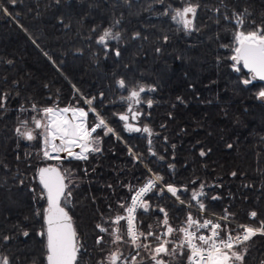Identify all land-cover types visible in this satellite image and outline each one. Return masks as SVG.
Here are the masks:
<instances>
[{"label": "trees", "instance_id": "16d2710c", "mask_svg": "<svg viewBox=\"0 0 264 264\" xmlns=\"http://www.w3.org/2000/svg\"><path fill=\"white\" fill-rule=\"evenodd\" d=\"M183 2L0 0L9 13H0V96L7 94L0 107V259L46 264L45 241L37 235L43 221L35 212L46 206L39 199L43 189L38 169L47 166L66 175L71 197L63 205L83 245L78 264H98L114 250L108 243L111 237L96 226L110 227L105 224L109 216L123 212L120 203H130L129 185L138 189L151 176L149 169L163 177V184L189 189L180 195L192 204L191 191L203 185L201 199L210 213L222 216L227 209L235 214L234 221L256 224L248 218L256 210L257 220H264V101L258 96L264 81L244 85L251 74L242 65L235 71L228 58L232 52L222 47L232 41V12L247 9L251 15L245 27H254L249 21H264V0H193L201 7L194 21L198 30L192 32L171 19L172 9ZM108 28L120 38L105 48L96 41ZM120 79L129 88H155L133 105L141 113L139 126L149 127L151 136L127 131L118 119L128 107L121 100L128 92L119 88ZM93 97L91 107L116 134L98 129L99 151L86 153L87 159L69 158L56 165L43 159L42 137L29 141L16 133L17 128H35L32 105L88 111L85 100ZM147 99L153 102L150 108ZM86 120L91 127L95 114L89 112ZM146 200L150 211L139 213L144 231L149 224L155 229L157 217H162L152 208L164 207L174 227L188 212L170 193L160 194L159 187ZM5 236L10 239L5 241ZM98 236L105 243L97 245ZM247 246L245 264L264 262V236ZM119 247L124 255L132 250L126 244ZM141 256L144 264H152L145 253ZM164 258L186 264L180 257Z\"/></svg>", "mask_w": 264, "mask_h": 264}, {"label": "snow or ice", "instance_id": "6c2138e0", "mask_svg": "<svg viewBox=\"0 0 264 264\" xmlns=\"http://www.w3.org/2000/svg\"><path fill=\"white\" fill-rule=\"evenodd\" d=\"M10 2L15 4L16 0H10ZM158 2L163 3V0H158ZM200 7L198 2L184 0L182 7L172 9L171 19L181 25L185 32L196 31L198 29L194 21ZM0 11L9 14L6 8H0ZM215 11L219 12L220 10L217 8ZM163 15H169V12L165 11ZM250 15L251 13L247 9L232 12L231 21L235 24L232 41L228 45H222L232 52L228 58L233 61L235 71L240 70L236 65L242 64L252 74L249 79L243 80L244 85H248L256 79L264 81V21L257 24L255 20H251L249 24L255 26L245 27V22ZM224 19L229 20L230 17L225 15ZM116 23L118 24L119 21ZM139 36L140 34L136 33L134 38ZM119 38V32L114 34L112 29L108 28L103 30L96 42L107 48L108 41ZM165 39L167 38L165 37ZM115 55H120L119 49L115 50ZM9 63L11 62L9 61ZM117 83L119 88L128 92L127 96L121 97V100L128 104L127 113L117 114L118 119L124 122V128L127 131L143 132L151 136L152 130L149 127L140 128L129 123V114H131V120H136L141 113L135 110L133 105L143 102L142 93L155 91V88L146 89L144 86L129 88L123 79L118 80ZM6 95L0 96V107H3ZM258 96L264 98V90H261ZM94 99L95 97L85 100V103L90 106L88 111L74 106L63 108L49 106L37 109L36 105H32V111L37 113L31 117L35 128L23 132L17 128L16 133L29 141L37 139L38 136L42 137L41 151L44 160L59 161L61 160L59 153H66L65 158L87 159L86 153L99 151V148L95 147L99 140L98 129H103L104 135L116 134L106 119L91 107ZM146 102L149 108L152 107L151 99H147ZM89 112H93L96 118V122L91 127L87 125L86 120ZM21 123L26 126L28 122L22 121ZM36 130L40 131L36 132ZM149 145H151V140H149ZM76 148L80 149L78 153L74 151ZM149 151L151 152V147ZM151 154L156 155L155 152H151ZM200 155L203 156L205 153L201 151ZM149 171L151 170L149 169ZM232 175L236 174L232 173ZM38 176L39 184L43 189L39 199L45 200L46 206L38 209L35 215L43 221V228L37 235L45 241L46 264H78L83 245L79 241L69 211L62 205V200L66 205L71 197V191L65 183L66 175L58 167L47 166L38 169ZM162 181V176L153 174L146 178L138 189L129 185L133 194L130 196V203L119 204V209H122L123 212L118 211L114 216H109L105 224H110V227L97 224L99 232L110 236L111 239L108 243L115 246L113 251L98 261V264H144L141 252L146 254L152 264H171V261L164 257H171L173 260L180 257L186 261V264H245V257L249 250L247 242L257 235L264 236V220H257L258 212L251 210L248 213L249 220L256 221V224L233 223L235 214L228 212L227 209L222 216L209 218L203 215L207 211L205 203L201 199L205 195L203 185H200L199 191H191L190 200L195 202L192 204L188 200L182 199L180 195V193L188 192L189 189L178 188L172 184H162ZM158 186L160 194H163L166 189L189 211L180 226L174 227L170 223L169 213L164 207L152 208V211H158L162 217H157L155 229L153 225L149 224L147 231H144L139 227L141 222L137 220V210L142 209L144 213L150 211L151 206L144 198L150 192L157 190ZM212 198L217 199V197ZM193 207L201 215H194L191 210ZM122 221L126 222V228L123 230L121 228ZM174 234L179 238H173ZM23 235L27 237L28 231H24ZM9 239L10 237H4L5 241ZM95 242L97 245L105 243L104 236H98ZM121 244L129 245L132 248L128 257H125L121 251L119 247ZM137 257L141 258L137 260ZM0 264H11V261L9 257L4 256L0 259Z\"/></svg>", "mask_w": 264, "mask_h": 264}, {"label": "built area", "instance_id": "2783aa9c", "mask_svg": "<svg viewBox=\"0 0 264 264\" xmlns=\"http://www.w3.org/2000/svg\"><path fill=\"white\" fill-rule=\"evenodd\" d=\"M149 173H150V175L152 176L153 175V173L151 172V171H149ZM162 183V182H161ZM163 184V183H162ZM159 187V186H158ZM165 191H166V189H164ZM167 192V191H166ZM152 192H150L147 196H145V200H146V198L151 194ZM183 206H185L184 204H182ZM186 207V206H185ZM186 209L189 211V209L186 207ZM140 210L141 209H138L137 210V220L139 221V213H140ZM192 212H193V214L194 215H201L200 213H198L197 212V209L195 208V207H193L192 209ZM188 213V212H187ZM203 215H205L206 217H209V218H214V217H219V216H221V215H216V214H213V213H210V212H208V211H206V213H204ZM221 223H224V221H221ZM233 223H236V221H233ZM139 227H140V224H139ZM121 228L122 229H125L126 228V222H121ZM203 231V230H202ZM256 237V236H255ZM255 237H253L252 238V240L255 238ZM179 238V237H178ZM177 238V239H178ZM252 240H250V241H252ZM250 241H248V242H250ZM247 242V243H248ZM132 252V250L129 252V253H127V254H125L124 256L125 257H128L129 256V254ZM134 254V253H133Z\"/></svg>", "mask_w": 264, "mask_h": 264}, {"label": "rangeland", "instance_id": "374dc122", "mask_svg": "<svg viewBox=\"0 0 264 264\" xmlns=\"http://www.w3.org/2000/svg\"><path fill=\"white\" fill-rule=\"evenodd\" d=\"M0 8H2V6L0 5ZM0 13H1V11H0ZM263 99V101H264V98H262ZM40 130H36V132H39ZM56 143H59V141H56ZM97 143H98V141H97ZM97 143L95 144V147H97ZM74 151L75 152H79L80 151V149L79 148H76V149H74ZM53 155H56L55 153H53ZM59 155H60V157H61V160H59V161H57V160H53L54 161V163L56 164V165H61V163H62V161L63 160H65V159H69V158H65L66 156H67V154L66 153H59ZM46 161H50V160H46ZM153 173V172H152ZM154 174V173H153ZM258 236V235H257ZM256 236V237H257Z\"/></svg>", "mask_w": 264, "mask_h": 264}, {"label": "water", "instance_id": "95a60500", "mask_svg": "<svg viewBox=\"0 0 264 264\" xmlns=\"http://www.w3.org/2000/svg\"><path fill=\"white\" fill-rule=\"evenodd\" d=\"M240 65H242V64H240ZM243 66V65H242ZM244 68V67H243ZM244 70H245V72H247V73H250L246 68H244ZM251 74V73H250ZM252 75V74H251ZM256 81H260L259 79H256ZM130 116V115H129ZM139 116H141V114L139 115ZM129 123H130V119H129ZM131 124H133L135 127H140L139 126V124H138V118L136 119V120H132V122H131ZM141 128V127H140ZM56 167V166H55ZM59 168V167H58ZM65 183H66V181H65ZM62 205H63V200H62ZM64 206V205H63ZM66 208V207H65ZM67 210V209H66ZM74 225V224H73Z\"/></svg>", "mask_w": 264, "mask_h": 264}, {"label": "bare ground", "instance_id": "6f19581e", "mask_svg": "<svg viewBox=\"0 0 264 264\" xmlns=\"http://www.w3.org/2000/svg\"><path fill=\"white\" fill-rule=\"evenodd\" d=\"M249 74V73H248ZM143 94V93H142ZM142 124V123H141ZM150 196V195H149ZM142 211V210H141Z\"/></svg>", "mask_w": 264, "mask_h": 264}, {"label": "flooded vegetation", "instance_id": "af4514ba", "mask_svg": "<svg viewBox=\"0 0 264 264\" xmlns=\"http://www.w3.org/2000/svg\"><path fill=\"white\" fill-rule=\"evenodd\" d=\"M138 117H139V116H138ZM138 117H137V118H138Z\"/></svg>", "mask_w": 264, "mask_h": 264}]
</instances>
